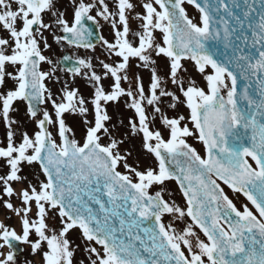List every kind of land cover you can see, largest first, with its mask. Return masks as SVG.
<instances>
[{"label": "snow or ice", "instance_id": "1", "mask_svg": "<svg viewBox=\"0 0 264 264\" xmlns=\"http://www.w3.org/2000/svg\"><path fill=\"white\" fill-rule=\"evenodd\" d=\"M0 123V264H264V0H0Z\"/></svg>", "mask_w": 264, "mask_h": 264}, {"label": "rangeland", "instance_id": "2", "mask_svg": "<svg viewBox=\"0 0 264 264\" xmlns=\"http://www.w3.org/2000/svg\"><path fill=\"white\" fill-rule=\"evenodd\" d=\"M66 2H67V0H66ZM188 12H189V14L190 15H192V16H196V15H198V13H196V11L193 9V8H191V7H188ZM104 28H105V32H106V34H107V37L106 38H111L110 36V30H109V26L108 25H104ZM101 53H102V49H100L99 47H98V49H97V53H96V55L98 56V57H100V58H103L102 57V55H101ZM84 54V50H80V55H83ZM145 81H147V74H145ZM77 86L78 87H80L81 88V90L85 93V95H87V94H89V89L87 88V86H86V84H85V82L84 81H77ZM21 107V116H23V105H21L20 106ZM111 111V110H110ZM70 122V125H75L76 124V121H74L72 118H69V120H68V123ZM21 123L23 124L24 123V121L23 120H21ZM24 130H27V131H29V132H31V130H32V125H28L27 126V128H25ZM3 133V124L2 123H0V134H2ZM190 142H192V141H190ZM192 143H194V146H196L198 149H200V145L199 144H196L195 142H192ZM173 187H175L174 185H173ZM225 191L230 195V197H232L233 196V194L231 193V191L229 190V189H227V187H225ZM234 198V197H233ZM176 199L178 200V201H180V197H179V195L177 194V196H176ZM180 202H182V201H180ZM25 258H30V257H28V253H27V251H25L24 253H21V255H20V260H21V264H23V262H24V259Z\"/></svg>", "mask_w": 264, "mask_h": 264}]
</instances>
